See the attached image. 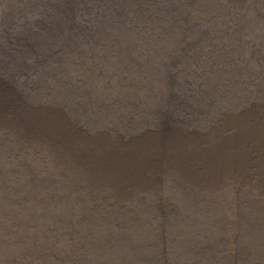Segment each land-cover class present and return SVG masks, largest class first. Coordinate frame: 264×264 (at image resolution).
Listing matches in <instances>:
<instances>
[{
  "label": "bare ground",
  "instance_id": "1",
  "mask_svg": "<svg viewBox=\"0 0 264 264\" xmlns=\"http://www.w3.org/2000/svg\"><path fill=\"white\" fill-rule=\"evenodd\" d=\"M39 2L46 14L26 22L39 28L12 8L0 22V37L16 32L0 39V133L13 135L0 143V234L5 225L15 237L0 238V264H47L57 218L69 220L68 236L107 224L98 237L111 248L87 235L85 251L62 264H121L123 252L134 264H171L166 248L188 252L186 264H264V0ZM104 47L116 49L109 60ZM17 150L39 167L24 195L65 199L64 214L34 216L28 233V214L18 223L9 211ZM75 156L87 161L74 167ZM210 204L221 212L214 230ZM111 227L122 231L117 246Z\"/></svg>",
  "mask_w": 264,
  "mask_h": 264
},
{
  "label": "rangeland",
  "instance_id": "2",
  "mask_svg": "<svg viewBox=\"0 0 264 264\" xmlns=\"http://www.w3.org/2000/svg\"><path fill=\"white\" fill-rule=\"evenodd\" d=\"M98 3H100L99 1H97ZM39 0H0V22L2 21V18L4 17V15L8 14L9 9L12 8L14 11V14H19V17H15V19L17 18H21V19H25L28 18L24 23H22L24 26H33L36 25L38 28L39 26L42 25L41 22L38 23H32L31 25L26 23L28 21L31 20V17L36 16L37 14H46L45 9L42 5H40V7H36V5H39ZM93 14V13H90ZM95 14L84 17V21H86V25H90L91 23H93L95 21ZM9 30L12 32V36L9 34ZM5 35L4 37H0V39L3 40H9L10 43H13V41H15V31H12L11 28H8V26L5 29ZM9 37L11 39H9ZM96 38V33H93L91 36V40L93 41ZM18 42V41H16ZM16 42L14 43L15 46V51H19L20 50V45L16 44ZM105 51H110L109 55H114L116 53V49H111L109 50L108 48L104 47V50L102 51L101 55H104L102 58H104L106 56ZM107 57V56H106ZM106 60H109L108 57ZM108 65V63H105L104 65L101 66V69H104L105 66ZM120 66V65H119ZM44 66H40L37 65L34 67L35 70V78L34 80L28 79L26 85H33L35 80H36V76L39 74L40 72V68H44ZM136 69L137 66H135ZM139 71H142L141 69H138ZM126 73H124L125 77L128 78V74H131V71H126L124 70ZM67 83L73 82V79L70 77L66 78ZM125 83V80H124ZM60 84V82H56V86L58 87ZM115 86V85H114ZM32 91H38V93H36V95L39 94L40 92V86H38L36 89L31 90L29 92ZM79 91L77 85H74L72 87V90L69 94V97H75V94ZM46 93V92H44ZM86 94V93H84ZM126 109H130L132 110L133 107H126ZM92 110V108L90 109ZM115 113V112H114ZM112 111V115H115ZM107 118L108 116L105 115ZM116 116V115H115ZM3 118L6 119L7 118V114L3 115ZM121 119H122V113H121ZM109 120V118H108ZM118 121V117L116 116L115 118H113V122H110V124L112 123H117ZM112 130V127L111 129ZM113 133H115V131L113 130ZM12 132L10 130H6V132H1L0 133V143H3L5 140L11 138ZM80 140L78 139H74L72 141L69 142V145H72L70 147H68L67 151H66V155L67 158L69 156L72 155V148L73 147H78L80 144ZM88 146H92V144H87ZM94 145V144H93ZM23 151L24 150H17L15 151L14 154H12L10 162L12 164V176L10 178L9 183H15L14 187H10L11 189H13L17 194L18 197L15 199H11V207H10V213L12 214V218L14 220L17 221L16 219V213H19L20 216H23V213H27L28 214V219L25 221V226L27 227V233H28V229L30 227L33 226V223L35 222L34 219L36 216L37 218H39L41 220V218L43 216H47L53 220H55L56 217H58V215H62L64 214L65 211H63L61 204L63 203V201L65 200L63 195L60 193H56L52 198H48V196H40V195H36L33 193H29L28 195H24V190H25V180H26V174L28 173L29 169H38V164L33 161V153H32V159H26L23 157ZM44 159V158H43ZM85 160L87 161L86 157H79V156H75L74 159L72 160H68L70 164H72L74 167L76 165H78V163L81 160ZM14 173V176H13ZM28 185H29V181ZM0 185H1V180H0ZM22 186V187H20ZM215 197V196H214ZM33 202L36 206H32L29 204V202ZM71 201V200H70ZM52 203V206L51 204ZM3 202L0 199V205H2ZM53 206H56V209L58 208L59 210H54ZM215 209V221L213 222V214L212 213H206V218L208 219V221L211 223L209 225V230H214L215 226L217 224H220L221 222V218H220V208L214 206L212 207L211 204L207 206V210L208 209ZM58 214V215H57ZM6 218V216H5ZM111 219H113L112 217H110ZM7 220V218H6ZM204 220V219H202ZM206 222V220H204ZM19 223V221H17ZM69 222L68 221H62L59 218H57L55 220V223L57 224L56 227L51 226L50 229H52V233L49 235V237L47 239H45L44 243H48L47 246L49 247V249L51 250L50 253H53L54 256H49L47 259V264H62L65 262L70 261L69 258L66 257L65 254L71 255L72 257H76V255L82 254V251H85V247L83 246L80 247L81 245H84L83 240L86 239L87 235H95L98 239L97 244L103 248H106L108 250H110L111 248L108 247L107 243L109 242L108 240H102L100 237H98V234L102 233V232H107V224H100V223H92V224H85L83 227H80L78 229H76L71 235H67V232H64L63 229H66V224ZM6 221H5V223ZM127 227V225H125ZM208 226V224H207ZM5 229V225H3V227ZM4 229H2L3 234H0V238L5 239V241H7L9 243V238L7 237L4 233ZM67 230H72L71 226L67 227ZM11 231V230H10ZM111 232L116 233L118 235V239H115L116 241V246L120 243V239L123 240V237H121L122 235V231H113V227H111ZM12 234L14 236L18 235L16 232L12 231ZM41 235V234H40ZM38 236L37 239L38 240H44L45 234L41 237ZM15 238V237H14ZM14 238H10L12 245L14 243ZM73 241V243L71 242ZM10 244V243H9ZM43 244V243H42ZM77 246H76V245ZM79 246V247H78ZM121 248H125L126 249V242H122ZM74 248H82V249H77L74 250ZM224 249V248H223ZM137 250V249H136ZM192 253H196L197 250L195 248H193ZM166 252L169 256V260L171 264H186L185 261V257L187 256L188 252L184 253L183 250L177 249V248H166ZM1 255H4V252L0 251ZM177 254L180 257L178 259H174V255ZM61 255V256H59ZM5 256V255H4ZM45 256V254H44ZM66 257V258H65ZM65 258V260H64ZM90 261V259L88 260ZM76 264H79L77 262H75ZM116 263H121V264H134V259L132 256H128L125 252H123L122 254V258L120 260H118ZM82 264V263H80ZM231 264V263H228Z\"/></svg>",
  "mask_w": 264,
  "mask_h": 264
}]
</instances>
